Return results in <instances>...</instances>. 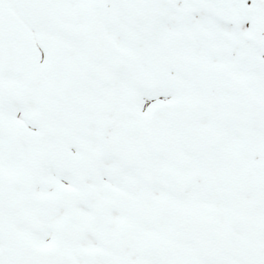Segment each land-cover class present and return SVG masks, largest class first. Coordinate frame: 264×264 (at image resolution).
Wrapping results in <instances>:
<instances>
[{
    "label": "snow or ice",
    "instance_id": "1",
    "mask_svg": "<svg viewBox=\"0 0 264 264\" xmlns=\"http://www.w3.org/2000/svg\"><path fill=\"white\" fill-rule=\"evenodd\" d=\"M0 264H264V0H0Z\"/></svg>",
    "mask_w": 264,
    "mask_h": 264
}]
</instances>
